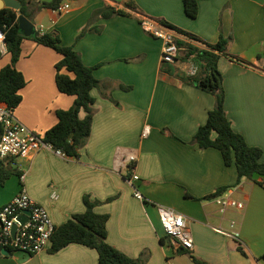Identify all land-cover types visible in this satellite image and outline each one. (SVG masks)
I'll return each instance as SVG.
<instances>
[{
    "label": "crops",
    "instance_id": "crops-1",
    "mask_svg": "<svg viewBox=\"0 0 264 264\" xmlns=\"http://www.w3.org/2000/svg\"><path fill=\"white\" fill-rule=\"evenodd\" d=\"M29 1L35 31L59 34L62 44L74 47L85 65L96 67L100 86L92 90V132L77 158L43 149L32 159L3 160L12 173L0 183V209L24 187L58 227L85 212L83 199L90 195L101 202L95 211L110 216L108 242L133 258L148 251L146 264H196L193 257L208 264H264V187L246 178L236 185L235 165H226L218 149H201L191 142L215 107V97L187 81L200 69L182 60L184 49L175 63H163V41L142 27L147 19L166 22L188 34L174 30L178 39L199 48L216 44L221 36L229 41L227 52L244 63L227 56L219 60L226 113L233 129L264 151V0H201L195 19L186 15L184 0H62L69 5L62 14L40 8L52 0ZM129 1L138 12L98 19L92 26H99L100 32L78 38L96 10L124 8ZM6 55L0 70L11 63ZM61 59L54 49L25 39L16 64L26 85L14 116L42 138L57 124L58 111L68 110L75 101L57 88L55 65ZM145 126L150 134L143 138ZM130 155L137 157L138 187L146 202L134 196L129 183L125 160ZM224 187L244 203L243 209L221 214L214 199H207ZM109 198L114 199L107 202ZM159 206L185 218L192 251L182 253L187 250L167 237ZM217 227L238 232L239 237L220 234ZM50 249L38 254L9 250L0 254V264H99L98 252L81 244L56 253Z\"/></svg>",
    "mask_w": 264,
    "mask_h": 264
},
{
    "label": "trees",
    "instance_id": "trees-1",
    "mask_svg": "<svg viewBox=\"0 0 264 264\" xmlns=\"http://www.w3.org/2000/svg\"><path fill=\"white\" fill-rule=\"evenodd\" d=\"M18 1L22 4L19 11L11 8L0 10V27L6 32L7 54L11 56V63L0 70V101L7 103L13 111L22 102L20 91L26 85V80L16 68V64L22 55V43L25 39H31L57 51L62 55V59L55 65L57 88L63 94L74 96L75 101L68 110L58 111L57 124L45 132L43 140L52 144L55 149L65 152L68 157L77 158L79 151L87 144L92 132L95 115V98L92 95V90L100 86V81L94 75L96 67L85 65L81 55L74 47L63 45L60 35L55 32L42 34L36 31L33 36H24L19 28V16L23 15L32 20L30 1ZM200 1L184 0L185 13L189 18H197ZM61 2L62 0L43 2L40 4V8L56 10ZM129 10L138 12V7L133 1L126 2L124 8L106 6L96 10L88 26L82 30L78 38L90 31L100 32L99 26H92L96 20L109 19L119 15L131 16ZM164 24L180 34L188 35L175 26L166 22ZM190 37L197 39L194 36ZM228 42L221 36L216 44H206V48H199L184 40H177L179 49L185 51L182 60L192 61L200 69L198 73L190 74L187 81L215 97V107L209 112L206 123L200 126L191 142L197 144L201 149H218L222 153L226 165H235L238 171L236 185L246 178L264 187V151L260 147L249 145L244 136L233 129L225 109L226 90L223 74L218 67L219 60L222 56H227L234 61L244 63L240 58L227 52ZM2 56L0 52V58ZM123 88L131 89L127 86ZM81 112L85 113L84 117H81ZM1 131L0 126V134ZM11 173L5 167L3 160L0 159V183L3 184ZM258 178H262V180ZM227 189V187L220 188L207 199L221 196ZM113 199L109 198L107 202ZM83 200L86 206L85 212L74 215L67 222L56 227L52 236L50 252L56 253L64 247L76 243L95 249L99 254V264H146L149 258L148 251L133 258L108 242L109 214L97 213L95 208L101 202L92 200L90 195H85ZM238 249L245 255L241 246ZM182 253H188V251H182ZM193 259L196 264H208L196 257Z\"/></svg>",
    "mask_w": 264,
    "mask_h": 264
},
{
    "label": "built area",
    "instance_id": "built-area-1",
    "mask_svg": "<svg viewBox=\"0 0 264 264\" xmlns=\"http://www.w3.org/2000/svg\"><path fill=\"white\" fill-rule=\"evenodd\" d=\"M68 10V4H61L55 11L62 14ZM142 27L148 34L163 41L162 62L175 63L180 52L176 32L157 21L148 19L142 21ZM5 39L6 32L0 27V52L2 55L8 52ZM0 126L2 130L0 134V159L2 160L8 158L32 159L43 149L53 150L63 158L68 157L65 152L55 149L52 144L45 142L42 137L20 122L8 104L1 101ZM149 134L150 127L145 126L142 137L146 138ZM125 161L130 166L131 178L129 183L134 190V196L138 200L146 202L147 199L138 187L140 176L136 172L137 157L130 155ZM22 178L24 179V177ZM231 194L232 191H228L214 198L221 214H225L230 209L241 210L244 208V203L234 199ZM26 211L30 213L26 215L27 220L23 222L20 217ZM158 212L167 237L178 241L185 250L192 251L194 241L185 218L175 210L164 206H159ZM235 224L234 221H231V227H234ZM15 225L17 230L13 234ZM214 229L220 234L235 239L239 237L238 232H229L221 227ZM55 230L56 225L53 223L47 208L34 200L24 187L8 204L0 209V248L38 254L51 247Z\"/></svg>",
    "mask_w": 264,
    "mask_h": 264
},
{
    "label": "water",
    "instance_id": "water-1",
    "mask_svg": "<svg viewBox=\"0 0 264 264\" xmlns=\"http://www.w3.org/2000/svg\"><path fill=\"white\" fill-rule=\"evenodd\" d=\"M21 6L22 4L18 0H0V10L4 8H11L16 11H19ZM19 28L22 34L26 37L33 36L36 32L35 25L33 24V22L23 15L19 16ZM29 213H30L29 211H26L24 215L20 217L21 221L23 222L26 221L27 220L26 215ZM16 230H17V226L15 225L13 228V234L16 233ZM175 242L178 245H180L178 241L175 240ZM8 253H9L8 249L0 250V254H8Z\"/></svg>",
    "mask_w": 264,
    "mask_h": 264
},
{
    "label": "rangeland",
    "instance_id": "rangeland-1",
    "mask_svg": "<svg viewBox=\"0 0 264 264\" xmlns=\"http://www.w3.org/2000/svg\"><path fill=\"white\" fill-rule=\"evenodd\" d=\"M7 56H8V55L5 54V55H3L0 59L4 61V60H6V59L8 58ZM1 62H2V61H1Z\"/></svg>",
    "mask_w": 264,
    "mask_h": 264
}]
</instances>
